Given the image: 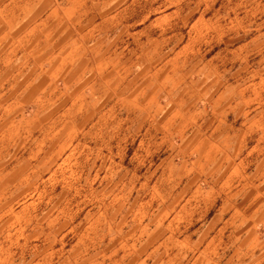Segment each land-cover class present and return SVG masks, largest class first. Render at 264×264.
Listing matches in <instances>:
<instances>
[{"label":"rangeland","instance_id":"374dc122","mask_svg":"<svg viewBox=\"0 0 264 264\" xmlns=\"http://www.w3.org/2000/svg\"><path fill=\"white\" fill-rule=\"evenodd\" d=\"M39 1L0 0V264H215L198 247L230 209L229 163L202 166L196 144L225 123L264 132V0H128L129 21L161 17L158 101L127 107L101 87L60 109V91L24 99L49 30L31 23ZM134 30L113 58L130 71L151 64Z\"/></svg>","mask_w":264,"mask_h":264},{"label":"crops","instance_id":"0c3cea01","mask_svg":"<svg viewBox=\"0 0 264 264\" xmlns=\"http://www.w3.org/2000/svg\"><path fill=\"white\" fill-rule=\"evenodd\" d=\"M89 2L94 7L90 6L85 15L83 10ZM128 5V0H40L39 8L33 6L31 11L40 14L34 16L31 23L39 22L41 36L44 29L49 30L45 31L48 32L44 39L47 41L39 54L40 65L23 75L26 77L25 102L34 99L40 107L54 104L51 107L60 109L70 101L73 106L90 92L95 97L101 87L110 98L115 94V101L127 107L144 108L149 102L158 101L155 95L160 61L159 53L156 56L153 53L159 43L158 36L154 35L158 33L156 26L161 17L148 22L143 19L129 21L125 15ZM129 27H135L133 33H129L133 38L129 44H135L136 52L141 51V55L150 53L151 60V64L141 61L139 67L131 71L126 66V57L114 60L129 46L121 44L129 38L125 37ZM147 30L151 34H145ZM144 41L148 47L144 48ZM0 76L10 74L7 71ZM130 76L136 79L129 81ZM134 84H137L136 92H129ZM58 91L61 94L49 104L51 93ZM128 100H135V105L126 103ZM227 125L222 124L220 131L216 127L209 134L200 135L202 138L195 146L205 162L202 166H209L220 156L223 164L229 163L228 170L217 183V194L221 203L230 204V209L224 216L217 212L211 218H215L217 226L211 238L199 245V257L202 259L203 252L215 251V264H264V132L257 134L253 125L252 128L248 125L245 130L231 133ZM229 188L231 196L225 194ZM200 232L201 236H209L208 228ZM225 252L232 255L219 258V254Z\"/></svg>","mask_w":264,"mask_h":264}]
</instances>
